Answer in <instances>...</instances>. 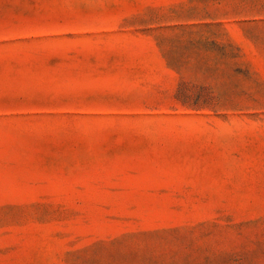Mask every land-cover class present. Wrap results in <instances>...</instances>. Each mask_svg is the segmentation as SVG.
Segmentation results:
<instances>
[{
	"label": "rangeland",
	"instance_id": "obj_1",
	"mask_svg": "<svg viewBox=\"0 0 264 264\" xmlns=\"http://www.w3.org/2000/svg\"><path fill=\"white\" fill-rule=\"evenodd\" d=\"M0 264H264V0H0Z\"/></svg>",
	"mask_w": 264,
	"mask_h": 264
}]
</instances>
